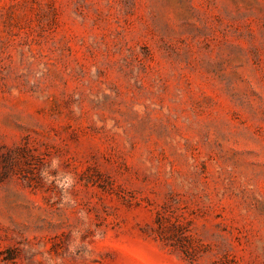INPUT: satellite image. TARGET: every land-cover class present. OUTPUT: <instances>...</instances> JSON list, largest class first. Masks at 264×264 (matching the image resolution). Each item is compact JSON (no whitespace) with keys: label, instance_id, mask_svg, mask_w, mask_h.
Segmentation results:
<instances>
[{"label":"rangeland","instance_id":"rangeland-1","mask_svg":"<svg viewBox=\"0 0 264 264\" xmlns=\"http://www.w3.org/2000/svg\"><path fill=\"white\" fill-rule=\"evenodd\" d=\"M0 264H264V0H0Z\"/></svg>","mask_w":264,"mask_h":264}]
</instances>
